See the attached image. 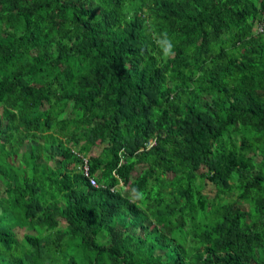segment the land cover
I'll list each match as a JSON object with an SVG mask.
<instances>
[{"label": "trees", "instance_id": "obj_1", "mask_svg": "<svg viewBox=\"0 0 264 264\" xmlns=\"http://www.w3.org/2000/svg\"><path fill=\"white\" fill-rule=\"evenodd\" d=\"M0 264H264V0H0Z\"/></svg>", "mask_w": 264, "mask_h": 264}, {"label": "clouds", "instance_id": "obj_2", "mask_svg": "<svg viewBox=\"0 0 264 264\" xmlns=\"http://www.w3.org/2000/svg\"><path fill=\"white\" fill-rule=\"evenodd\" d=\"M156 43H157V45L160 47V49H161V51H162V53H163V56L164 57H170V56H172V55H174V51H173V49H174V45H173V43H172V40H171V38L167 35V33H164V34H162L160 37H158L157 39H156ZM151 140V139H150ZM147 143V142H146ZM155 144V143H154ZM154 144H152V145H154ZM146 145V144H145ZM151 145V146H152ZM147 146V145H146ZM148 147V146H147ZM150 147V146H149ZM93 186V185H92ZM96 186H98V183H97V185Z\"/></svg>", "mask_w": 264, "mask_h": 264}, {"label": "built area", "instance_id": "obj_3", "mask_svg": "<svg viewBox=\"0 0 264 264\" xmlns=\"http://www.w3.org/2000/svg\"><path fill=\"white\" fill-rule=\"evenodd\" d=\"M155 143V140L151 139L149 140L146 145L149 147L151 146L152 144ZM82 171H83V174L84 176L88 179L89 183L93 186H96L97 185V181L95 179V177H93L91 174H90V171H89V167H88V164H87V161H85L83 167H82Z\"/></svg>", "mask_w": 264, "mask_h": 264}, {"label": "rangeland", "instance_id": "obj_4", "mask_svg": "<svg viewBox=\"0 0 264 264\" xmlns=\"http://www.w3.org/2000/svg\"><path fill=\"white\" fill-rule=\"evenodd\" d=\"M99 150H100V147L98 146V147L92 148L90 152H91V154H94V153H98ZM167 176H170V174H168ZM204 192L207 195H209L210 197H212L214 195L215 189H214L213 185L209 181L206 182V185L204 187ZM242 206L247 208V204H243ZM16 230H17V228H16Z\"/></svg>", "mask_w": 264, "mask_h": 264}]
</instances>
